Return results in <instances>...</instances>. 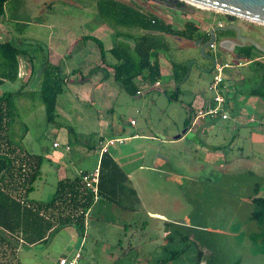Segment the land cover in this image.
I'll list each match as a JSON object with an SVG mask.
<instances>
[{
    "label": "rangeland",
    "instance_id": "rangeland-1",
    "mask_svg": "<svg viewBox=\"0 0 264 264\" xmlns=\"http://www.w3.org/2000/svg\"><path fill=\"white\" fill-rule=\"evenodd\" d=\"M41 1L10 0L5 4V19L0 17V20L6 23L13 38L11 45L17 49L39 48L31 40L40 36L36 23L52 25L54 29L46 31L54 35L61 32L59 29L67 28L69 36L74 33L89 34L90 27L93 26L91 21L96 23L95 20H99L103 23L94 0H48V11L40 16L34 8ZM119 1L135 5L166 21L171 20L179 29L186 22L193 21L199 29L206 30L209 27L207 17L222 15L212 9L175 0ZM26 6L31 7L27 12ZM237 22L245 28L246 33L250 32L252 39L264 47L263 24L245 19H238ZM41 36L47 38L44 34ZM113 39L112 35L111 40ZM111 40H106L104 44ZM171 41L178 51L170 49L163 56L167 67H164L161 85L142 86L140 96L123 95L115 103V111L109 115L115 132L122 128L132 130L129 125L132 119L143 127L142 134L146 136L162 138L159 132L174 136L173 134L183 131L182 123L189 118L188 105L192 102L193 95L197 93L212 97L208 86L213 73L204 71L209 65L205 60L206 52L204 56L191 42L183 43L180 40L178 43L176 39ZM213 54L219 61L231 60L230 63L234 66L228 68V80H225L227 91L230 89V99L228 97L226 103L229 117L227 120L219 117L207 120L222 123L209 129L203 137L191 134L189 139L199 146V141H204L210 146L231 147L227 152V160L219 156L210 157L199 146L186 150L180 146L179 152L186 164L182 163L183 166L178 167L176 172L167 167L164 170L168 173L159 175L146 171V181L144 172L138 171L135 174V183L145 198V208L123 211L121 205L116 203L115 210H110L103 217L92 213L84 237L79 235L75 227L67 226L53 233L45 242L22 248L19 256L23 264H59L61 257H71L76 251H80L82 255L78 264H159L166 257L165 222L172 223L170 229H178L190 236L186 244L177 240L171 245L172 250L189 246L186 253L173 264H194L193 259L199 250H204L207 257L211 255L206 253V249L214 253L213 257L218 260V264H264L263 236H251L254 232L264 235V221L251 220L256 209L252 199L256 196L264 198V97L251 94L257 87L264 89V83L261 82L264 75V54L254 52L253 62L244 58L234 62V58L222 56L223 50L219 44ZM43 58L44 55L38 51L36 63H41ZM171 59L182 65L187 64V67L197 62V65L192 66L188 80L181 85L177 100L173 98L175 87L169 84L172 67L168 60ZM17 62L20 69L23 58L17 57ZM12 64L13 61L0 48V74H10L13 71ZM256 67V73L250 70ZM252 75L255 77L251 78ZM7 83L11 84L10 81H5ZM15 84L20 93L16 94L9 137L14 144L29 153L43 156L41 175L30 198L47 201L52 198L57 183V165L64 164L70 158L78 164L82 163L83 156L89 152L87 145L90 135L86 133L80 137L71 134L72 153L61 161L51 157L54 136L48 133L54 127L47 122L40 90L29 91L20 75ZM10 90L13 91V86ZM236 90L237 94L232 93ZM67 95L69 94L59 97L61 107L58 106L57 121L63 122L64 126L73 124L83 132L87 127L90 130L99 129L93 123L98 121L99 107L85 105L77 100L64 101ZM78 121H92L93 124L87 126ZM66 122L69 123L65 125ZM233 156H239V162L230 166L234 161ZM145 162L146 165L159 168V164L152 163L149 158ZM166 175L169 177L167 181ZM106 204L108 203L102 202L101 205Z\"/></svg>",
    "mask_w": 264,
    "mask_h": 264
},
{
    "label": "crops",
    "instance_id": "crops-1",
    "mask_svg": "<svg viewBox=\"0 0 264 264\" xmlns=\"http://www.w3.org/2000/svg\"><path fill=\"white\" fill-rule=\"evenodd\" d=\"M48 4H49L48 0H42L41 3H39V5L36 8H34V10H36L37 14L41 16L48 11L47 10L49 8ZM30 8H31L30 6H26L25 11L27 12L28 10H30ZM0 17L1 18L4 17L5 19V12ZM159 18L162 19L166 23V25L171 26V28L174 31L182 32L183 35V36L168 35V34L159 35V39L163 42L165 41L168 50L166 52L163 51L159 52L161 75H162L161 78L159 79V86H160L164 75L163 74L164 67H167L166 61L163 58V56L169 53L170 49L177 50L173 46L171 40L176 39L178 43L180 42V40H182L183 43L186 42L195 43V41L199 39V37L204 35L208 31L209 27L213 24H216V22H213L212 24L206 19L209 22V27L206 30L199 29L198 25H196V23L193 21L186 22V23H193L198 31L197 33L193 34L192 39H189L187 37L190 35V33L188 30H185L186 23L184 24L183 28L179 29L175 26L173 21L171 20L166 21L164 18L161 17ZM95 21L96 23H92V21L90 22L93 26L90 27L91 32L89 34L76 35L74 33L71 36H69L70 34L68 33L67 28L59 29L61 32L59 34L54 35L52 34V32L48 33L46 31L49 29L50 31H52L54 29L52 28L53 27L52 25L46 24L44 22L36 23L35 27L38 29L40 36H37L36 38H31V40L33 41V44H37L39 48L38 49L34 48L29 50L28 54H26L23 57V63L20 66L19 75L23 79L24 86H26L29 91L37 92L38 90L41 89V83L43 79V70H42L43 63L48 61L50 64L59 65L61 67L62 75L67 79L66 91L63 94L65 95L69 94V95H67L68 97H66L64 101L75 102L77 100L78 102L83 103L85 105L87 104L90 106L99 107V111L97 114L98 121H93L94 125L99 127V129L90 130V128L87 127V130L83 132V130H77L73 126V124H68L69 122H66L65 125L66 124L68 125L64 126V124H62L63 122L56 121L57 124H54L53 125L54 128L49 131L48 135L54 136L52 151L50 152L51 157L60 161L63 160V158L66 157L67 154H71L73 151L72 143H71L72 133L69 131V128H71L77 136L82 137L86 133L90 135L89 136L90 142L87 145V149L89 152L87 155L83 156L82 163L78 164L74 162L72 158H70L64 164L57 165V171H56L57 183L54 189V193L57 184L60 180L75 179L76 177H78V175L81 172H91L95 170L98 166H100V170H102L104 177H106V180H104L103 187L110 189V191H112L115 188L117 190V194L121 195L125 199L127 208L123 209V211H129L128 209L133 211L134 209H140V207L145 208L146 206L143 193L140 192L139 187L135 183V178H134L135 174L138 171L144 172L143 177L144 180L146 181L148 177L147 176L148 173H146V171L147 172L152 171L153 173L159 175V173L160 174L165 173L166 171L164 170V167H167L173 169L174 172H176L178 167L183 166L182 163L186 164L183 161V157L179 152L181 150L180 146H183L184 150H186V148L194 149V147L199 146L197 145L196 142H193V140L189 139V135L193 134L195 136L200 135L201 137H203L204 135H206L209 129L218 126L219 123H222V121H207V120H212V119H207L204 121L188 122L186 120L182 123V127H183L182 132H179L178 134H173L174 136H170L164 133L162 134V132L161 133L159 132V134L162 135V138H159L157 136H146L142 134L143 127H141L140 125L138 126L137 122H135V124H132V121L134 120L131 119V121H129V125L132 128V130L126 131L124 128H122V129H118L117 132H115L114 130L115 126L113 124V121L109 119L110 117L109 115L111 113L113 114V112L115 111V107H114L115 103L120 98H122L123 95H127L130 97L140 96L142 94L141 87L150 84L147 83L146 77L143 75V76H139V78L136 80L137 90H133V89L127 90L120 85V83L116 80V76H115V69H114V64L116 63L115 59L110 54H108L107 57L105 58V61L103 62L101 58V50L99 45L93 40H85L84 38L88 36L95 37L103 42V46L105 50H110L112 48L113 42L111 40V37L113 35V30L104 22L101 23L99 20H95ZM133 31L138 32V30H133ZM124 32L130 33L126 31V29H124ZM43 34L47 36V38H42L41 35ZM208 39L210 41L209 37ZM106 40H111V42L104 44ZM12 41L13 38L10 30L6 26V23L0 20V48L6 54L8 53V44L11 43ZM122 41L128 42L126 38H122ZM222 41L224 40L218 42L219 46ZM216 43L217 42L215 40L214 46H216ZM231 43L235 44L237 42L232 41ZM221 48L222 50H226L227 47L226 48L221 47ZM230 48L228 50L229 55H222V56L226 58L232 57L235 59L234 62L240 61L243 58L247 59L248 61H252V62L254 61L253 57L251 59L246 58L242 52L240 53V55H235V52H231ZM37 50L44 55L42 62L39 64L36 63V59H35L36 53L38 52ZM168 61L170 62L171 67H173L172 66L173 63L180 64L172 59ZM219 62L230 63L232 61L223 60ZM171 69L172 71L169 74V80H170L169 84L175 87L173 98L177 100L179 98L181 85L184 84L188 79L185 82L182 81L176 84L174 80L173 68ZM207 70L209 69H204L205 72H208ZM250 70L252 72L255 71V69H250ZM211 72L213 73V70ZM2 76H4L3 73L0 74V77ZM157 83L153 85L158 86ZM10 85L13 86V91L10 90L11 89ZM18 90H17V85L15 83H11V84L4 83V85L0 87L1 92L10 91L12 93L19 94L20 91ZM176 92H178V97H175ZM223 92L227 96V98L229 97L230 99V93H229L230 89H228L227 91L226 84ZM232 93L237 94V90L232 91ZM59 97H58V106H60ZM212 97L208 98L205 94L199 95L196 93L193 95V100L190 103V105L193 108L194 105L204 102L206 106H211L213 104ZM58 106H57V113H58ZM188 110H190L189 105H188ZM78 122H80L82 125L93 124L92 121L91 122L78 121ZM122 133H128V134H126L127 135L126 136ZM80 137L77 138H79L80 140ZM119 138L124 139V142L115 144L110 148L109 152L103 155L100 154L101 143H105L110 139H119ZM56 141H59L61 143V146L58 148L54 147V143ZM148 141H152L153 143L152 142L149 143ZM199 142L201 143L199 149L201 151H204L210 157L212 155L219 156V158L224 157V159L227 160V157L229 156L227 155V152L228 149H230L231 147L228 148L218 145L210 146L208 145L207 142L204 141H199ZM66 145H69L71 147L70 151H66L65 149ZM35 155H39V154H35ZM148 158L151 159L152 163L159 164V168L153 165L152 166L146 165L145 160ZM239 158H240L239 156H233L234 161L230 164V166L239 162ZM112 160L118 165L121 172L125 175L126 177L125 179L119 171L114 172V176L112 178L106 175L107 172L109 175L113 173L112 169L108 171V168L111 167ZM225 163L227 164V161ZM165 178L166 181L169 180V177L167 175L165 176ZM114 183L116 184L115 186H113ZM122 190L124 191L123 193L120 192ZM101 204L102 201L100 200L92 209V213L93 214L97 213L99 217L105 216L106 214H108L110 210L114 211L115 210L114 207H116L114 204L111 203L110 204L108 203L104 206H102ZM89 225L90 224L88 222V227ZM251 236H256V237L263 236L264 239V235L261 232H254L252 233ZM82 242L83 240L81 241V245ZM206 253L211 254V252L210 251L208 252L207 249H206Z\"/></svg>",
    "mask_w": 264,
    "mask_h": 264
},
{
    "label": "trees",
    "instance_id": "trees-1",
    "mask_svg": "<svg viewBox=\"0 0 264 264\" xmlns=\"http://www.w3.org/2000/svg\"><path fill=\"white\" fill-rule=\"evenodd\" d=\"M8 1L10 0H0V16L3 15L5 4ZM94 1L100 20L113 30L112 48L105 50L103 42L95 37L84 38L93 40L99 45L103 62L108 54L115 59V76L120 85L127 90H137L136 80L143 75L150 85L159 82L162 76L159 52L168 51L165 41H161L159 35L183 36L182 32L174 31L162 19L152 13L140 10L135 5L119 0ZM124 29L130 33H125ZM133 30H138V32ZM185 30L190 33L188 37L186 36L189 39H192L193 34L198 32L193 23H186ZM122 38H126L128 42L122 41ZM132 39L135 40L132 41ZM28 52L29 50L17 49L11 43L8 44L6 55L10 61H13V71L0 77V87L4 85L5 81L11 83L17 81L19 76L17 57L23 58ZM254 52L259 51L252 45L242 50L245 57L249 59L253 57ZM172 66L174 80L178 84L186 77L188 67L187 64L177 63H173ZM42 70L43 79L40 94L45 106L47 122L54 125L57 124L58 97L66 91L67 79L62 75L59 65L50 64L48 61L43 63ZM256 70L257 67L255 73ZM253 77L255 76L252 75L251 78ZM262 78L261 82L263 83L264 75ZM16 94L10 91L0 94V264H23L21 259L17 258L14 250L15 247H18L19 239H22L26 246H35L37 243L47 241L53 233L67 226L75 227L79 235L84 237L85 218L83 214L76 215V211L82 208L86 211L92 204L91 197L82 190L80 177L74 180H60L53 197L48 201L30 198L41 174L43 156L29 153L14 144L9 137V124L14 112ZM251 94L264 97V89L257 87L251 91ZM175 97H178V92L175 93ZM189 107L188 122L192 121L194 114L192 106L189 105ZM69 131L75 134L71 128ZM18 150L25 153L26 158L30 160L28 164L30 167L28 166L27 171L14 162L17 158L15 159L13 154ZM24 160L25 158H20L21 162H26ZM110 169L113 170V173L109 175L107 172L108 177L112 178L114 172L119 171L124 179L126 178L113 160L108 171ZM104 180L106 177L101 170L100 200L109 204L118 203L123 209H126L124 197L117 194L115 188L112 191L104 188ZM115 185L114 183L113 186ZM19 188L25 189V192L19 191ZM15 193H19L21 197ZM252 203L256 209L252 213L251 220L264 221V198L256 196L252 199ZM165 226L164 251L166 257L160 260L159 264H173L175 260L186 253L189 246L172 250L171 245L177 240L186 244L190 236L179 232L178 229H170L172 223L166 222ZM207 251L209 252L210 249ZM213 256L212 251L211 255L207 257L204 250H199L193 259L194 264H218V260Z\"/></svg>",
    "mask_w": 264,
    "mask_h": 264
},
{
    "label": "built area",
    "instance_id": "built-area-1",
    "mask_svg": "<svg viewBox=\"0 0 264 264\" xmlns=\"http://www.w3.org/2000/svg\"><path fill=\"white\" fill-rule=\"evenodd\" d=\"M233 65L229 62H218L213 70V79L211 83L209 84V91L212 93V99L213 104L211 106H206L205 103H198L193 106V117L192 121H198V120H207L212 119L216 120L218 117L222 120L228 119V113L226 110V103H227V96L224 94V88H225V80L226 75L228 72V68H231ZM234 67V66H233ZM159 86V82L157 83ZM1 94V91H0ZM132 124H135V121H132ZM124 139H110L105 143H101L100 147V154L103 155L107 152H109L110 148L118 143H123ZM61 146V143L59 141H56L54 143V147L58 148ZM2 147V146H1ZM66 151H70L71 147L69 145L65 146ZM19 154V156H18ZM14 158H17V162H15L16 165L22 166L24 171H27L29 169V159L26 158V154L18 150L16 153L13 154ZM20 158H25L24 161L21 162ZM29 166V167H28ZM100 176H101V170L100 166H98L95 170L91 172H81L78 177H80L81 184H82V190L85 194L89 195L91 197V205L90 207L84 211L82 209H78L76 211V215H84L85 218V226L86 229L88 227V222L92 214L93 207L100 201V193H99V186H100ZM77 178V177H76ZM75 178V179H76ZM74 180V179H72ZM19 191L25 192V189L19 188ZM18 197H21L19 193H15ZM19 199V198H18ZM32 199V198H31ZM24 202V200H23ZM25 242L22 239H19L18 247H13L16 251V256L18 259H20V250L24 248ZM12 249V248H11ZM82 258V255L80 251H76L71 257H61L59 259V264H78L80 259Z\"/></svg>",
    "mask_w": 264,
    "mask_h": 264
},
{
    "label": "water",
    "instance_id": "water-1",
    "mask_svg": "<svg viewBox=\"0 0 264 264\" xmlns=\"http://www.w3.org/2000/svg\"><path fill=\"white\" fill-rule=\"evenodd\" d=\"M182 1L189 4H198L202 5L204 7H207L208 9H212L217 12L225 13L230 16H235L241 19L249 20L252 22L260 23L264 25V0H175ZM230 28V27H229ZM232 28V27H231ZM237 30L238 33V39L242 44L238 43H231L230 51L234 52L235 47H243L247 44H250L255 47L256 50L264 54V47L258 44L254 39L249 37H242L240 29L238 27H234ZM219 30V28H215L212 31V36L205 46L201 48L202 54L205 56V48L212 45L215 40V31ZM221 47L226 48L227 43L225 41H222L220 43ZM241 58V57H239ZM196 63H191L188 67L187 75L184 78L183 82H185L191 73L192 66ZM213 69L207 70L208 72H211Z\"/></svg>",
    "mask_w": 264,
    "mask_h": 264
},
{
    "label": "flooded vegetation",
    "instance_id": "flooded-vegetation-1",
    "mask_svg": "<svg viewBox=\"0 0 264 264\" xmlns=\"http://www.w3.org/2000/svg\"><path fill=\"white\" fill-rule=\"evenodd\" d=\"M193 10L195 11V9H193ZM215 12L220 13L217 11H215ZM221 14L222 15H219V17L217 15L213 14V15H210L209 17L206 18L210 23L216 22V24L211 25L209 27L208 31L204 35L199 37V39H197L195 41L194 44L196 45L199 52H201V48L208 43V41H209L208 37L211 39L212 31L215 28H219V30L215 31L217 45H218V42L221 40H224L227 43V46H226L227 48H226V50H223V55H229L228 50L231 47L232 41H235L239 44H242V42H240L238 37H237L238 33L234 27H238L240 29L242 37H250L249 36L250 32L246 33L245 28L242 27L241 25H239L237 22V20L241 19V18H238L235 16H230V15H227L225 13H221ZM217 45L214 46V43H213L212 45L205 48V52H206V56H207L205 58V60L209 63V65L205 69H213L214 70L215 65L219 62L217 57L213 54V50H215L217 48ZM249 45L250 44H247L243 47H236L235 51H234L235 55H240L242 50ZM208 50H211V53H208Z\"/></svg>",
    "mask_w": 264,
    "mask_h": 264
},
{
    "label": "bare ground",
    "instance_id": "bare-ground-1",
    "mask_svg": "<svg viewBox=\"0 0 264 264\" xmlns=\"http://www.w3.org/2000/svg\"><path fill=\"white\" fill-rule=\"evenodd\" d=\"M192 5H195V6H197V7L203 8V9H208L207 7H204V6H202V5H198V4H192Z\"/></svg>",
    "mask_w": 264,
    "mask_h": 264
}]
</instances>
